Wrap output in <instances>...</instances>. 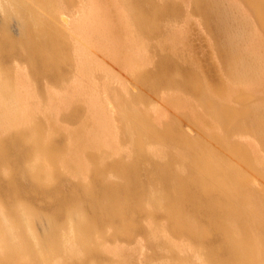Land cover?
<instances>
[{
	"label": "bare ground",
	"instance_id": "1",
	"mask_svg": "<svg viewBox=\"0 0 264 264\" xmlns=\"http://www.w3.org/2000/svg\"><path fill=\"white\" fill-rule=\"evenodd\" d=\"M125 1L134 24L149 36H158L163 30V18L180 12V5L173 0ZM246 1L264 27V0ZM55 2L0 0L4 11L0 29V192L6 193L0 198V264H128V258L124 259L127 254H115L113 249L116 259L99 257L108 254L105 244L111 235L116 239L131 237V228L146 235L151 244L153 251L145 255L146 261L157 256L160 264H195V253L205 264H264V185L258 178L264 179V157L254 153L255 145L250 146L254 141L248 140L246 145L233 139L236 134L251 133L264 148V101L254 100L258 93L255 86L264 82V52L249 46L254 42L249 19L239 13L241 10L236 12L237 6L230 0H193L194 9L213 36L220 73L210 80L209 62L204 68L200 63L184 64L171 52L160 54L153 68L136 73L150 88L173 87L196 95L205 109V114L199 115L207 125L202 123L201 129L206 127L207 136L220 150L211 141L190 135L178 121L159 126L136 104L122 103V128L132 145L130 153L113 155L110 152L115 153L117 147L105 140L99 145L103 151L97 150L88 134L81 139L77 131L74 145L84 153L77 156L68 152L73 151L71 146L66 150L57 141L58 129L49 133L34 118L33 106L26 107L20 92L27 80L22 75L15 79L10 73L11 61L24 60L32 78L40 82L46 78L51 86L62 85L71 78L69 43ZM13 18L21 24L18 37L9 29ZM75 26L71 31L77 37L78 24ZM81 66L87 76L91 68L86 58ZM186 101L178 105L186 107ZM77 111L78 106L72 105L67 117ZM184 115L198 128L201 122L195 112ZM97 120L105 127L103 118ZM150 140L163 144L164 151H159L164 156L161 153L156 159L150 155L146 148ZM13 150L18 161L8 155ZM236 157L252 174L244 171ZM69 174L75 179L69 191L54 184ZM87 176L89 180H84ZM26 179L37 193L48 197L47 205L39 207L25 198L29 193ZM38 224H43L42 230ZM171 237L183 238L194 253L185 254L188 252Z\"/></svg>",
	"mask_w": 264,
	"mask_h": 264
},
{
	"label": "rangeland",
	"instance_id": "2",
	"mask_svg": "<svg viewBox=\"0 0 264 264\" xmlns=\"http://www.w3.org/2000/svg\"><path fill=\"white\" fill-rule=\"evenodd\" d=\"M173 1L180 5V12L170 15L169 17L163 18V30L158 34V36H149L140 32V30L134 24L129 7H127L128 5L126 4L125 0H56L55 3H59L58 7L60 8L58 11L62 13L61 16L59 13L56 14L59 17V21L61 22L63 32L67 35L66 42L69 43V46L67 48V54L70 57L68 68L71 71V78H69L62 85L51 86V83H48L46 78H43L41 82L40 80H37L34 77L32 78V74L30 73V70L26 65V61H11V75L15 79L16 77L22 75V77H24L23 80H27L28 82V84L25 83L24 86H21L20 88V92H22L21 94L25 96V100L28 103V106L26 107L31 108V106H33L34 112H32V115H35L34 118H38V121L41 122L42 125H44L45 130L47 132L50 131L49 133H52L56 129L59 130L57 131V141H60L61 144L63 143L66 147V150L69 148V146H71L73 148V151H68L70 154H77V156L84 155L83 151H78V148H76V146L74 145V143H76L75 133L78 131L80 133L78 137H81V139L85 138V136L88 134V138H90L94 141V143H96L95 149L101 150L102 144L105 141H107L108 144L112 142L110 143L111 146H116V149L118 150H116L115 153H110H112L113 155H117L121 152H124V154H121L123 156H127V154L130 153L132 149V145H130L131 142L129 140V137L124 134L122 128L123 123L122 116L120 114V108L122 103H129L133 106L136 104L135 106L140 110L144 112L147 111V113L151 116L154 121L157 122L155 123L159 126L164 124L166 125V123L178 121L182 124L183 128L186 131L189 130L188 133H190V135L192 134L194 136L201 137L202 139L204 138V141L207 142L211 141V138L207 136L206 127L201 129V124L203 123L202 126H205L204 124L206 123L202 122L204 121V119H202V116L199 114H205V109L202 105L200 106V102L197 100L196 95L191 92L189 93L178 91V89L173 87L150 88L149 86L142 84L140 80H138V78L136 77V73L138 71L145 68H153L156 63L155 61L158 59V56L160 54L170 52L174 56L177 55V57H179L181 62L184 64H190L192 62L196 64L200 63L199 65H202V67L204 68L209 62V65L212 68V78H210V80L213 79L214 73L215 75L220 73V66L218 65L220 58L215 49L213 36L210 33L208 27L206 26L204 20L202 19L200 13H198L194 9L192 3L193 0ZM230 1L234 5V8H236L237 6L236 12H239L241 10L239 13L245 15V17L250 21L252 30L251 40H254V42H251L252 45L249 43V46H253L258 52H264V27L257 20V17L252 8L250 7L249 3L246 0ZM3 12L4 11L0 7V29L3 28ZM61 17L69 18V20H71L65 21ZM13 19V21L11 20L9 29L13 35H16L18 37L21 34V24L19 20H17V18ZM75 21L78 23H76ZM77 24L79 31H76L77 33H79L77 37H74L72 35L71 30L77 29V26L72 27L73 25ZM79 28H84L85 30L82 29L84 31L80 33L81 29ZM77 38L81 41H78ZM132 39L133 41H131ZM80 42L81 45H79ZM160 48L163 50H161ZM84 58L87 59L89 64L88 67H90L92 70H90L89 72L90 75L88 74L87 76L83 75L84 72L81 66ZM213 63H216L217 67H213ZM77 64L80 65V67H78ZM77 68L79 69V73ZM18 70L19 72H17ZM225 74L223 75L227 77V75ZM210 83H212V81H210ZM234 84L235 83H232V85ZM232 85L231 88H233ZM249 85L248 87H250ZM255 87L257 88L256 92L258 93H255L256 98L254 100H257V102H260L261 100L264 101V82L262 84L256 85ZM260 91L262 92L259 93ZM183 93L187 95H182ZM188 94H190V96H188ZM136 97H141L142 100H138ZM182 100L184 102L186 100L191 101H189L190 103L186 101V103L184 104H187L188 106L186 105L185 107L184 105H178L179 102H183ZM30 102L32 105H30L29 107ZM195 103L197 106L195 105ZM235 103L237 102L235 101ZM72 105L78 106V113L75 114L73 117H67V115L72 110ZM184 108L186 110H184ZM190 109L195 112L197 120L198 117H200L198 122L201 123L198 124V128H195L190 122H188L185 117L186 115H184L186 112L191 111ZM194 109L198 112H196ZM95 111L99 115H97L96 113V115H94ZM119 116L121 119L119 118ZM99 117L105 120V127L103 126V128L102 124H100L97 120L99 119ZM200 119L202 121H200ZM205 119L208 120V118ZM189 127L192 129H190ZM87 128L89 131L87 130ZM97 129L99 130V132H97ZM101 129L102 131H100ZM86 130L87 132H85ZM93 131L97 132V135H99H96V137H92V135L96 134ZM89 133H91L90 137ZM81 134L83 135V137ZM251 137L253 138L251 139ZM233 139L235 143L239 142L241 144L246 145L251 140L254 141L250 143V146L252 144L251 148L255 145L253 147V149H255L254 153H259V156L264 157V148L259 143V139L255 135L251 133H242V135L236 134L234 135ZM213 143L214 142L211 141V144ZM111 146L108 147L112 148ZM147 147H149L147 150L149 153H151L150 155L153 157L155 156L156 159L162 153L160 152V148L162 149V151H164L165 149L163 144L157 142L156 140L148 141L146 144V148ZM215 148L220 150L219 145L217 143L215 145ZM153 152L158 153V155H154ZM8 155L14 161L19 160L14 150L9 151ZM162 156H164L163 153L161 157ZM85 158L86 161H84V163H87V156H85ZM235 159L236 162H238L239 165L244 168V171H246L248 174H252V170L244 164L243 160H241L239 157H236ZM87 177H84V180H89V176ZM78 178L82 180V175L80 174V177ZM258 178L261 185H264V179L261 178V176H258ZM74 180L75 179L70 178L69 174L65 175L63 178L60 179V181H56L54 184L60 185L65 190L69 191L70 188H72V186L74 185ZM25 184L29 190V193L27 194V196H25L27 200L34 202V204L39 207H44L49 203L47 196L41 193H37L35 191V188L32 186L31 181L26 179ZM5 196L6 193L0 192L1 199L3 197L5 198ZM126 224H129V222H126ZM38 228L42 230L43 224H38ZM133 229H130V231L132 230L131 232H133V235L131 237L124 235L117 237L116 239L115 236L111 235L112 238L109 239V243L107 242L105 244V247L108 250V254L103 253V256H100L99 258L104 261H106L107 259L109 261V258L116 259L115 256L117 257L118 255L115 254L120 251L124 254H127V256L124 255V259L128 258V262H131L128 264H160V262L156 261L158 259L157 256L151 257V261H146L145 255L150 254L153 251L151 248V244L147 242L148 238L146 235L140 233V231H136L135 228ZM167 233L169 232L167 231ZM162 234L164 233H161L160 235ZM171 240L173 242L177 240V243L176 241L174 243L180 245L179 247H182V249L184 248L183 251L188 252L185 254L194 253L193 248L190 247L183 238L171 237ZM178 240L182 241L180 242ZM112 249L116 251L115 254L113 253L114 251ZM192 256L193 260H195L196 262L195 264H205L204 261L200 259L197 260L198 258H196L195 253Z\"/></svg>",
	"mask_w": 264,
	"mask_h": 264
}]
</instances>
